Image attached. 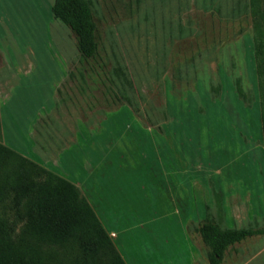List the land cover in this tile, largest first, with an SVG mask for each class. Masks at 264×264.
Instances as JSON below:
<instances>
[{"label":"rangeland","instance_id":"1","mask_svg":"<svg viewBox=\"0 0 264 264\" xmlns=\"http://www.w3.org/2000/svg\"><path fill=\"white\" fill-rule=\"evenodd\" d=\"M86 1L92 58L53 0H0V142L72 181L106 221L99 191L123 230L110 237L126 240V264H208L195 230L205 217L264 227L250 0ZM78 124L76 179L64 170L72 151L59 157L51 144L60 152ZM179 167L185 204L173 211L161 183ZM220 264H264V234L230 246Z\"/></svg>","mask_w":264,"mask_h":264},{"label":"trees","instance_id":"2","mask_svg":"<svg viewBox=\"0 0 264 264\" xmlns=\"http://www.w3.org/2000/svg\"><path fill=\"white\" fill-rule=\"evenodd\" d=\"M250 7L264 151V0H250ZM51 12L73 31L83 57L97 54L86 0H53ZM236 88L242 94L238 82ZM195 230L208 247V264H220L235 243L264 234V227L224 229L208 217ZM0 264L126 262L72 181L0 142Z\"/></svg>","mask_w":264,"mask_h":264},{"label":"crops","instance_id":"3","mask_svg":"<svg viewBox=\"0 0 264 264\" xmlns=\"http://www.w3.org/2000/svg\"><path fill=\"white\" fill-rule=\"evenodd\" d=\"M166 127V125H163V124H161V125H159L158 127H157V129H158V131L159 132H161V128H165ZM67 128H71V130H70V132H73V134L72 135H68V139H67V141L65 142V144L63 143L62 144V148H61V150H60V152H59V150H57L56 148L57 147H54V145L53 144H51L53 147L52 148H54V150L55 151H57L56 153H54V154H56V156H58L59 155V157H60V153H61V151L63 150V149H69V150H71L72 151V156L70 157V159L69 160H67V161H65V163H66V167L64 168V170L65 171H73V176L76 178V179H78V176H77V170L75 169V165L73 166L72 165V163L74 164V162H75V158L77 157V158H80V155H81V150H82V148L85 146L84 145V142L83 141H81V133H82V130L84 129V131H85V127H84V125H80V124H78L77 125V128L76 129H74V128H72L71 126H69V127H67ZM76 131V135L74 134V132ZM68 131V130H67ZM85 136V135H84ZM68 140L69 141H71L70 143H67L68 142ZM82 140H83V138H82ZM81 142V143H80ZM22 143V146H23V142H21ZM32 146V145H31ZM50 149V148H49ZM178 150H179V152H181V145H180V141H178ZM41 151L43 152V153H45L44 151H47V150H45V149H41ZM20 153V152H19ZM40 153V152H39ZM43 153H40V155L41 154H43ZM22 154V153H21ZM23 155V154H22ZM25 156V155H24ZM157 156H158V151H157ZM31 159V158H30ZM44 159V158H43ZM175 158H173V160H174ZM181 159H182V156H181ZM163 161L164 160H166V158H163L162 159ZM173 160H171V161H173ZM180 160V159H179ZM183 160H186V162L187 163H189L190 164V167H191V169L193 168L194 170H195V172L197 173V176H198V172H197V164L196 163H194V166L192 167V162H190V160L188 159V158H186V157H184V159ZM46 161V160H45ZM182 161V160H181ZM37 163H39V162H37ZM39 164H41V163H39ZM42 165V164H41ZM43 166V165H42ZM262 170H263V176H264V159H263V161H262ZM44 167H46V166H44ZM53 167V166H52ZM94 167H95V163H94ZM47 168V167H46ZM49 169V168H48ZM175 169V171L173 172V174H167V173H165L166 174V177H164V179H163V183H161V187H162V193L165 195V198H166V200H167V202H169L170 204L172 203V205L174 206L173 208H172V210L173 211H179L178 209H177V207H176V205H180V206H183L182 205V202L184 201V203L183 204H185V199L183 200V197L185 198V194H184V192H183V190H182V188H183V182H181L180 180H179V178L178 179H176L175 177V172H177V175H181L182 174V168L181 167H179L177 170H176V168H174ZM51 170V169H50ZM164 171V170H163ZM66 175H67V173H66ZM181 179V178H180ZM76 184L79 186V183H77L76 182ZM197 186H198V178H197V180H196V185H195V189L197 188ZM160 187V186H159ZM173 195H175L176 197H178L176 200H174L173 199ZM94 201H95V205H96V209L98 210V211H101V210H103L104 212H106V213H108L109 215H106V218H108V219H106V221H104L103 220V218L101 219V217L99 216V215H97L98 216V218H99V220L101 221V223H102V225H103V227L105 228V230L108 232V234H109V236L110 235H112V236H115V234L116 233H114V232H117V235L119 236V234L121 233V232H123V230H121V228L120 227H116L115 226V222H114V215H113V213L112 212H114V211H108V208L106 207V206H103L102 204H101V202H100V194H99V191H95V193H94ZM89 202V201H88ZM93 210H95V209H93ZM182 211H183V207H182V209H181ZM95 213H96V211H95ZM122 219H120L119 221H121ZM104 221V222H103ZM103 223H105V224H103ZM112 227V228H111ZM112 236L110 237L111 239H112V241H113V243H114V245L116 246V248H117V250L119 251V253H120V255H121V252H123V253H127V250H129L128 249V245H127V243H126V240L125 239H113L112 238ZM120 237V236H119ZM124 255V254H123ZM122 256V255H121ZM124 259V258H123Z\"/></svg>","mask_w":264,"mask_h":264}]
</instances>
